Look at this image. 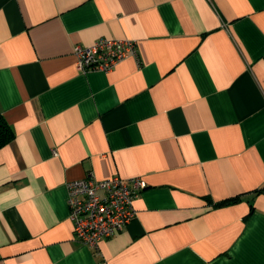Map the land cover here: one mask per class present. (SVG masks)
<instances>
[{"label": "crops", "instance_id": "0c3cea01", "mask_svg": "<svg viewBox=\"0 0 264 264\" xmlns=\"http://www.w3.org/2000/svg\"><path fill=\"white\" fill-rule=\"evenodd\" d=\"M103 38L137 55L77 71ZM0 110V264H264V0H0ZM115 175L147 186L95 250L67 183Z\"/></svg>", "mask_w": 264, "mask_h": 264}, {"label": "built area", "instance_id": "2783aa9c", "mask_svg": "<svg viewBox=\"0 0 264 264\" xmlns=\"http://www.w3.org/2000/svg\"><path fill=\"white\" fill-rule=\"evenodd\" d=\"M131 39L103 38L89 47L76 46V69L112 71L119 63L136 56ZM141 178L125 179L118 175L104 180L86 177L67 183L69 218L76 240L98 250L100 243L122 231L135 217V199L146 187Z\"/></svg>", "mask_w": 264, "mask_h": 264}, {"label": "trees", "instance_id": "16d2710c", "mask_svg": "<svg viewBox=\"0 0 264 264\" xmlns=\"http://www.w3.org/2000/svg\"><path fill=\"white\" fill-rule=\"evenodd\" d=\"M15 137V132L12 127L5 120L0 110V149L8 145ZM236 199H231L223 202L222 204L235 203Z\"/></svg>", "mask_w": 264, "mask_h": 264}]
</instances>
